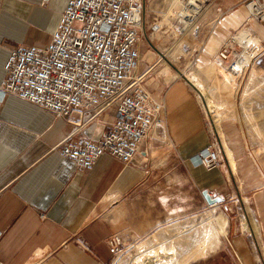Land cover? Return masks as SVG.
Instances as JSON below:
<instances>
[{"label":"crops","instance_id":"1","mask_svg":"<svg viewBox=\"0 0 264 264\" xmlns=\"http://www.w3.org/2000/svg\"><path fill=\"white\" fill-rule=\"evenodd\" d=\"M68 1L0 0V90L11 51L48 45ZM234 16L240 18L235 25ZM226 18L214 27L198 62L212 60L243 27H252L264 45V22L251 23L245 7ZM240 56L231 54L227 67ZM151 76L145 87L151 102L164 109L140 152L129 164L105 154L84 172L61 156L60 147L68 137L99 139L114 110L89 122L91 114L59 119L17 97L2 99L0 91L2 264H113L106 243L114 236L126 241L137 261L152 256L146 264H204L218 253L222 238L232 264H258L255 252L264 258V152L251 150L237 130L218 129L225 164L213 170L194 165L191 159L212 143L200 100L186 81L165 84ZM204 190L226 203L209 206ZM235 209L238 215L228 213ZM210 216L221 217L222 224ZM204 226L211 237L205 249Z\"/></svg>","mask_w":264,"mask_h":264},{"label":"built area","instance_id":"2","mask_svg":"<svg viewBox=\"0 0 264 264\" xmlns=\"http://www.w3.org/2000/svg\"><path fill=\"white\" fill-rule=\"evenodd\" d=\"M197 1L202 14L212 0ZM239 3L246 8L248 19L264 22V0ZM142 33L143 0H69L48 45L20 46L11 51L1 98L17 97L59 119L91 114L87 122L114 110L111 127L99 139L72 141L68 137L60 154L82 172L93 169L105 154L129 164L164 109L163 104L151 102L144 85L146 76H134ZM230 55V50L224 49L219 64L226 65ZM222 152L221 145L212 141L191 160L208 170L221 168ZM106 244L113 264L129 250L119 236L110 237Z\"/></svg>","mask_w":264,"mask_h":264},{"label":"rangeland","instance_id":"3","mask_svg":"<svg viewBox=\"0 0 264 264\" xmlns=\"http://www.w3.org/2000/svg\"><path fill=\"white\" fill-rule=\"evenodd\" d=\"M238 1L239 0H212L209 3L210 7L208 8V10L199 15L200 18L197 23L198 27L193 32L194 34H190L191 36L189 35L187 37H181L175 36L171 30L167 29V27H164L163 29L161 28L157 31V26L162 21L163 15L165 14L164 12L168 7V3L165 2V0H146V23L145 32L143 31L141 41L139 43L141 57L138 66V74L141 76H146V74H148L151 70L152 71L148 74V77L145 78L144 85L150 80V76L152 73L153 75L151 76V78L156 77V79H158L160 82L169 84L176 79V74L178 73V71L181 72L183 70H187L188 66L197 60L198 56L200 55L199 51L204 49V46L210 41V39H214L213 30L210 34V24L216 21L218 18L226 16L233 10L244 7V5L240 3L237 5L236 3H238ZM232 5H234L235 7L231 8ZM225 21H228V19L222 18L219 23ZM238 21H240V18H237L236 16L230 18V22L233 25H235V23L237 24ZM214 27H216V25ZM244 28L245 27L241 28L237 33H240ZM167 30L169 32L167 34H164L165 32H167ZM237 33L232 37L236 36ZM206 37H209V39L204 43V39ZM180 43L183 45L185 53L190 56L187 58L186 55L183 54L179 55L178 59H175L174 56L170 57L171 55H173L175 48L178 47ZM200 43H204L201 50L199 46ZM39 47L44 46L41 45ZM262 48L264 50L263 44ZM234 49L235 52L233 50H230L232 55L242 54L243 50L239 46L235 47ZM196 62H198V60ZM147 65L153 67L146 69ZM226 66H228V64H226ZM253 66H255L257 70H259L257 74L258 77L257 80L252 83L251 91L243 102L242 91L248 81V77ZM252 67L242 78H237V82L240 84L239 91L235 100L236 102L234 110L230 112V119L225 121H218V123H215L216 125H214L213 122L215 120V117L217 118L218 115L213 111H211V113L207 112L199 98V94L191 87V85L190 88L196 95L198 101L200 100V105L202 106V109L205 113L208 127L212 134V141L221 144L218 137V129L222 130L224 133L226 131L230 132L237 130L241 138L247 142L251 150L255 152L259 149L264 152V55L257 64L253 63ZM165 68H169V72L167 74H164ZM145 69L146 71H144ZM191 70H188L189 74L193 72ZM236 75L238 76L239 73ZM177 80L186 81L184 77L177 78ZM189 81H191V79H189ZM247 113L254 116L252 122H249L247 120ZM217 124L219 125L218 127ZM254 127L261 129V131L263 132L262 136H259L258 134H256V132L254 133ZM223 212L226 214V211L224 209ZM228 213H230V215L232 216H236L238 215V210L235 209L234 213L228 211ZM239 214H242L241 210ZM203 235H205L204 238L206 239L207 233L203 232ZM225 240L226 239L222 238V243H220V249L218 248V253L211 260L204 262V264H232L229 253L226 251V247L230 245L228 244V242H225ZM129 252L130 249L127 250L126 255L118 260L116 264H146V260H150V258L152 257H148L146 255L145 258L141 257L139 261H137L136 259L138 257L135 255V253L131 254ZM255 255L258 264H264V258L262 257V255L258 254L257 252H255ZM202 256H205V254H203ZM167 261L171 262L172 259H169Z\"/></svg>","mask_w":264,"mask_h":264},{"label":"bare ground","instance_id":"4","mask_svg":"<svg viewBox=\"0 0 264 264\" xmlns=\"http://www.w3.org/2000/svg\"><path fill=\"white\" fill-rule=\"evenodd\" d=\"M165 2L168 3V7L164 12L165 14L163 15L162 21L157 26V31L161 28L163 29L164 27H167V29L171 30L175 36L187 37L190 34L193 35L195 28L198 27L197 23L200 18V16H198L199 12L196 7L198 1L197 0H165ZM143 15H144V23H146L145 12H143ZM222 18H218L216 21L210 24L211 27L210 34L211 31L214 29L213 27ZM249 21L251 23H255V21L252 19H249ZM168 32L169 31L167 30V32H165L164 34H167ZM203 45L204 43H200L199 45L200 50L202 49ZM237 46L242 48L243 51L239 58V61L237 62V65L233 69H229L226 65L219 64L218 59L221 52H218L217 55L212 60L206 62L203 61L196 62L197 61L196 60L195 62H193L188 66L187 70H183L181 72L178 71V73L176 74V78L184 77L185 79L187 78L191 79V81H189V79H187V81L190 83L191 87L199 94V98L203 103L205 110L209 113L213 111L215 114L218 115L217 118L215 117V120L213 122L214 125H216L215 123H218V121H225L230 119L231 117L230 112L234 110L235 102H236L235 100L239 91L240 84L237 82V78L239 77L242 78L244 76L245 72L252 64V58L263 51L261 40L256 37L252 27H245L240 33H237L236 36L232 37L229 42H226L224 47L232 50ZM183 54H185L187 58L190 56L185 53L183 45L180 43V45H178V47L175 48L173 55H171L170 57L174 56L175 59H178V56ZM138 70L139 68H137L136 70V73L134 75L135 78L141 76L138 74ZM188 70H191L193 72L189 74ZM168 72H169V68H165L164 74H167ZM258 72L259 70H257L256 67L253 66L250 71L248 81L242 91L243 102L245 101L246 97L251 91L252 83L257 80ZM238 73L239 75L237 76L236 74ZM246 116L249 122L253 121L254 116L248 113ZM218 126L219 125L217 124V127ZM155 127L156 125L154 126V128ZM253 129L255 130V131L253 130L254 133L256 132V134L262 136L263 132L261 131L260 128L254 127ZM221 137L223 138L222 134ZM223 143L225 148L227 149L226 144L224 142V138H223ZM221 148L223 149L222 146ZM260 151L261 150H259V153ZM210 219L212 220V223L214 221L217 224H222L221 217L210 216ZM209 224L208 226H211V224L210 225ZM205 229L206 227L203 228V231ZM210 229H214V228L211 227ZM209 237L210 236H208V238ZM207 241L208 240L204 238L203 249H205V245Z\"/></svg>","mask_w":264,"mask_h":264},{"label":"water","instance_id":"5","mask_svg":"<svg viewBox=\"0 0 264 264\" xmlns=\"http://www.w3.org/2000/svg\"><path fill=\"white\" fill-rule=\"evenodd\" d=\"M145 3L146 0H143V12H145ZM143 31L145 32V23H144V15H143ZM185 79V78H184ZM187 81V79H186ZM190 85V83L187 81ZM204 199L206 200L209 206H217L226 203V198L222 195H211L208 190L203 191Z\"/></svg>","mask_w":264,"mask_h":264}]
</instances>
